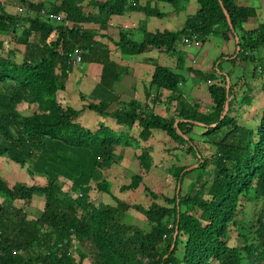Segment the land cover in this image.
<instances>
[{
	"label": "trees",
	"instance_id": "obj_1",
	"mask_svg": "<svg viewBox=\"0 0 264 264\" xmlns=\"http://www.w3.org/2000/svg\"><path fill=\"white\" fill-rule=\"evenodd\" d=\"M160 1L180 12L191 0ZM195 2L197 11L187 16L180 30L154 33L143 30L140 42L133 40L130 30H118L114 37L117 40L106 35L108 42L124 56L157 51L176 59L177 71L155 64L144 90V99L156 112L168 104L169 113V105L175 103L169 117L138 100H117L108 91L126 71L118 68L101 40L103 36L92 28L94 25L105 29L112 17L130 12L163 17L158 10L140 7L138 0L131 3L128 0H19L20 5L26 4L29 13L34 14L23 17L7 14L0 3V35L16 37L17 43L27 51L20 62L14 59L13 51L0 55V158L26 167L29 175H40L45 181L42 185L16 183L9 187L0 175V197L5 199L0 203V264H86L85 253L77 251V258L72 255L73 241L91 245L92 264H261L264 261V109L255 128L238 124L243 109L255 102L251 94L260 81L259 92L264 94V62L259 56L264 52V23L257 28L250 26L257 10L237 0ZM42 10L45 17L40 15ZM49 15L60 16L74 26L65 27L62 21ZM139 27L144 29V23ZM35 35L38 40L34 43ZM193 35L202 43L213 35L224 41H237L227 61L242 66L238 83L232 82L230 72L221 75L223 56L214 61L215 68L208 74L184 68L181 40ZM75 51L82 56V62L93 61L101 67L98 84L107 89L101 90L100 98L90 96L96 104L89 103L80 110L63 106L57 100L58 92L65 89V80L74 69L69 60ZM184 69L203 81V89L211 101L208 111L203 112L198 101L190 102V97L181 91ZM207 82L212 83L207 85ZM243 91L246 93L242 96ZM168 93L170 97L165 102L162 96ZM80 98L85 100L84 96ZM257 102L263 104L264 98ZM21 103L35 105V112L21 115L17 110ZM226 104L228 109L223 117ZM85 110L100 118L97 131L79 124ZM196 127L201 128L198 134L194 132ZM133 132L138 133L137 138L131 135ZM162 133L173 143L166 151L179 147L184 152L185 146L184 153L196 162V168L189 172L186 169L195 165L170 169L176 187L172 199L166 202L172 207L157 204L158 195L145 187L149 205L134 206L148 226L147 230H140L121 222L125 211L133 206L124 202H117L116 206H92L88 194L93 187L110 194L106 172L118 160L115 148L136 147L144 141L147 149L154 134ZM196 141L214 146L210 159L201 157ZM139 160L143 173L148 174L153 167L149 151H143ZM210 166V179L209 174L200 175ZM188 173L198 176L182 195L181 186ZM142 179L141 175L133 174L129 186H122L120 191L137 189ZM65 183L70 185L67 192L62 189ZM251 193L253 200L261 203L254 237L250 240L248 234H239L243 245L229 246L226 241L229 226L236 224V217L239 211L243 212L244 201ZM36 194L43 196V208L39 216L28 219L22 208L30 206Z\"/></svg>",
	"mask_w": 264,
	"mask_h": 264
},
{
	"label": "rangeland",
	"instance_id": "obj_2",
	"mask_svg": "<svg viewBox=\"0 0 264 264\" xmlns=\"http://www.w3.org/2000/svg\"><path fill=\"white\" fill-rule=\"evenodd\" d=\"M18 1L19 0H0V3L5 9V12L9 15L34 17L33 13H29L30 10L27 9L26 4L20 5ZM31 1L36 2V0H31ZM251 5L254 6L255 9L257 10V18L252 21V26L254 28H257L259 24L264 23V0H253V1L251 0ZM148 7L151 8V5L148 4ZM182 11L183 13H186L184 10ZM219 38L220 37L216 36L213 39L217 40ZM37 40H38V36L35 35L33 42L35 43ZM136 41L140 42L142 41V39L139 40L136 38ZM0 42H2L1 43L2 46L0 48V55L5 56L9 51H13L14 59L17 62H20L22 58L25 56L26 54L25 52H27L25 47L21 44H18L16 37H12V35H0ZM189 48H193V49H189ZM189 48L188 49L182 48L183 50L180 48V50L185 54L184 55L185 62L187 61V57L190 56L197 57L198 52H196L195 50L196 48L194 47H189ZM132 56L138 57L139 55H132ZM259 56H261V58L263 59L262 61L264 62V52H261ZM139 58L140 60H143L146 57L139 56ZM85 63L86 62H82L80 64V67L85 68ZM153 63L151 62V64ZM176 63L177 62L175 58L170 59L169 57L167 59V64L171 69L175 71H177ZM192 64H195V61H192ZM221 64H222L221 68L223 70H228L231 73L232 82L238 83L240 80L238 78L242 75L243 72L242 66L238 65L237 63L234 65L227 61H222ZM225 64H228V66H225ZM153 65H155V63ZM214 68L215 67L213 65H210L209 67L203 66L202 68L203 70L201 68L200 70L203 71L204 74H208L211 73V71ZM75 70L76 68H74V71ZM181 73L185 76V79L182 85L180 86L181 91L185 95H188L190 97V99H188L189 97L187 98L190 102L198 101L200 103V108L203 112L208 111L211 101L208 98L205 90L203 89L204 88L203 81H200L199 78L194 76L193 78L192 74H189L188 72L185 73V69ZM68 79L69 78L67 76L65 80V87L66 85L67 87H71L72 85L71 81H69L68 83ZM259 81L260 80L258 79V82ZM98 83L99 82L92 83L91 90H86L85 88V92L87 91V93L79 94V91H75L73 93L74 97H72L71 99L67 97L66 93H62L60 91L57 94V100L63 106L68 105V107H72L76 110H80L79 108L81 107L84 108L89 103L96 104L97 101L92 100L91 97L92 98H95L97 96L99 97V95L102 94L101 90L103 89L107 90L106 87L102 89V87H100ZM211 83L212 82H209L207 85ZM259 83H261V81ZM259 83L257 84L258 86H254L255 91L251 94L255 98V102H253L249 107H245V109H243V114L240 115V117L238 118L239 125H244L248 128H255L254 127L255 124H257V122L260 119L259 115L264 109V102L262 104L257 102V100L261 97L264 98V94L259 92L260 90ZM1 89L2 88L0 87V90ZM116 89L117 87L115 88L114 86H112L111 88H109L108 91L110 92L111 90L112 95L116 96L117 100L118 99L121 100V98H119L120 96L119 95L117 96L118 90ZM114 91L117 92L115 93ZM244 93H246V91H243L242 96L244 95ZM134 95L136 97H139L137 100L140 101L143 106L148 105L149 108L153 110L154 106L150 104L148 100H145L142 97L141 92L139 93V95L136 94ZM80 96H84L85 100H81ZM162 97H163L162 99H164V101L166 102L167 98L170 97V94L168 93L166 95H163ZM79 98L81 104H79ZM70 100H75V102L70 103L71 102ZM167 105L164 104L160 106L162 109L158 108L157 112H156V108H154V112L158 114H162L163 116L166 117L172 116L174 112L173 110L175 103L169 105L170 106L169 113L166 112ZM17 110L21 115L30 116L35 112L36 106L28 105L27 103H21L17 106ZM78 122L81 126L85 127L84 120L79 119ZM111 127L114 130L118 129L116 127H113L112 125ZM85 128L92 130L94 132L98 130L97 125H94V127L88 126V128L87 127ZM200 131L201 128L199 127H196L194 129V132L197 134ZM131 135L134 136L135 138L138 137L137 132H133L131 133ZM163 135L164 133L159 135L154 134L153 139H155V141H152L153 139H150L148 142L149 147L147 149L145 148L147 146L144 143V141H141L139 145L136 147L131 146L123 149L121 147L115 148L114 153L117 156L118 160L106 172L107 179L110 182V188H109L110 194L105 195L101 192H98L93 187V189L88 194L90 204L94 207H99L102 205L116 206L117 202H124L126 205L133 206L130 207L128 211L127 210L125 211L124 217L122 218L121 222L126 224L127 226H133L139 228L140 230H147L148 226L146 225L145 217L140 213H137L134 209V206L140 204L142 205L143 208H145L149 205L150 203L149 199L146 197L144 191L145 187L152 190L158 195V199L155 200L157 204L161 206H165L167 208H171L172 204L167 203L166 200L172 199L176 187V179L170 174V169L176 166L195 165L196 162L191 155L184 153L186 149L185 146L183 147L184 152L179 151L180 150L179 147L176 148L175 150L171 149V151L170 150L166 151V148L169 147L170 144L173 145V143L169 141L168 137L165 136L163 137ZM255 136L256 135L253 136L254 139ZM204 138H205L204 136L201 137V139ZM196 142L199 143L197 144V147L199 148L201 157L204 159H210L211 155L215 152L214 146L208 145L207 143H200V141H196ZM145 150L149 151L150 156L152 157V164H153V167L148 174L143 173L139 160L140 155ZM194 168H196V165L187 168L186 171L189 172ZM209 171H211V166L208 167L205 170V172H200L201 173L200 175L204 174L203 176H207L209 174L208 179H210L211 174L209 173ZM133 174H138L142 176L143 179L141 185L135 190L130 189L126 191H120V188L122 186L123 187L129 186ZM196 174L197 173H188L186 175L185 181L182 183L181 186L182 195H185L188 192L187 191L188 184L196 179V176H198V174L197 175ZM0 175L9 187H12L16 183H20L25 186H32L39 184L42 185L45 183V181L40 175L37 174L29 175L26 167H20L19 165L11 162L9 163L7 162L6 158H0ZM69 188L70 185L68 183H65L62 189L64 192H67ZM79 195L80 194H78V196ZM4 202L5 199L0 197V203H4ZM43 203H44L43 196L36 194L34 195L33 202L31 203L30 206L26 208L23 205H18V207L21 208L24 207L22 209H24L27 218L33 219L39 216V214L41 213L43 208ZM260 207H261V203L254 201L253 193H251L249 199L244 201L243 212H241L242 210L239 211V214L236 217V224L229 226L228 233L226 236V241L229 246L239 247L243 245V240L239 234H248L250 240L252 239V237H254L253 232L256 229L255 220L260 210ZM91 249L92 247L89 243H78L76 241H73L71 246V250H72L71 252L75 258H77L78 256L77 251H79L80 253H85L87 255V259L85 261L86 264H92ZM241 255L243 256L242 258H245V255L243 253H241ZM261 264H264V261H262Z\"/></svg>",
	"mask_w": 264,
	"mask_h": 264
},
{
	"label": "crops",
	"instance_id": "obj_3",
	"mask_svg": "<svg viewBox=\"0 0 264 264\" xmlns=\"http://www.w3.org/2000/svg\"><path fill=\"white\" fill-rule=\"evenodd\" d=\"M237 1L241 5L252 6L251 0ZM148 4L151 5V8L153 10H158L160 13H162L163 17H157L153 15L146 16L142 12H130L123 16L112 17L105 29H100L98 26L92 25V28L99 30V34L103 36L101 40L108 46L111 59H115L113 61L117 63L118 68L124 69L126 71L120 76L119 80L113 84L115 88L117 87V96H120V101L129 102L130 100H137L139 97H136L134 94L139 95L140 92L142 97L144 98V90L148 85L154 70L153 64L155 63L158 65L169 67V65L167 64V59L169 57L160 54L157 51L140 54L139 56L146 57L143 60H140L139 56H124L118 51L117 48H115L108 42V38L106 37V35H108L109 38L113 40H117L114 37L117 34L118 30H130L133 40L135 42H138L136 41V38L139 40L143 39V30L150 33H154L157 31L162 32L164 30L177 31L182 28L187 16L193 15L198 9V5L195 0H191L187 7L183 9L186 13H183L182 10L180 12H175L168 3L162 2L160 0H138V5L140 7H147ZM256 18L250 21V26H252V21ZM142 23H144V29L140 30L141 28L139 27V25H141ZM214 37H216V35L208 37L203 43L201 42V45L195 49L196 52H198V58L195 56L187 57L184 68L190 67L193 70L201 71L200 68L202 69L203 66L209 67L210 65H213L214 61L219 56H223L222 60H230L228 56L234 52V46L237 41L231 39L228 41H224L221 38L214 40ZM182 48L188 49V47L186 46H182ZM90 60L92 59L90 58ZM192 61H195V64H192ZM151 62L154 63L151 64ZM225 66H228V64H225ZM222 72L223 73H221V75H224L229 71L223 70ZM100 73L101 67L98 64L93 63V61L92 63H90L87 60L85 63V68H81L80 66H78V69L76 68L75 71L74 69L72 70V73H70L68 76V83L69 81H71L72 85L71 87H67L66 85L65 89L61 92L66 93L67 97L70 99L74 97L73 93L75 91H79V94L87 93V91L85 92V88L86 90H91L92 83L99 82ZM193 76L194 74H192V77ZM114 92L116 93L117 91ZM100 97H102V94L99 95V98ZM70 101V103L75 102V100ZM79 104H81L80 98ZM79 109H82V107ZM99 119L100 118H98L93 112L89 110H85L80 117V120H84V125L87 128L88 126L94 127V125H97L98 122L101 121Z\"/></svg>",
	"mask_w": 264,
	"mask_h": 264
},
{
	"label": "built area",
	"instance_id": "obj_4",
	"mask_svg": "<svg viewBox=\"0 0 264 264\" xmlns=\"http://www.w3.org/2000/svg\"><path fill=\"white\" fill-rule=\"evenodd\" d=\"M128 1L131 3L133 0H128ZM40 15L43 16V17H45L46 16V12L42 10L40 12ZM48 17H50L51 19L56 20L58 22H61L62 21L63 22V25L65 27L72 28L74 26L69 21H66V20L63 21L60 16L49 15ZM181 43H182L183 46H186L188 48L189 47L198 48L201 45V41L198 39V37L196 35H193L191 37H183L182 40H181ZM69 62H70V65L73 68H77L82 63V56L78 53V51H75V53H73L71 55Z\"/></svg>",
	"mask_w": 264,
	"mask_h": 264
},
{
	"label": "water",
	"instance_id": "obj_5",
	"mask_svg": "<svg viewBox=\"0 0 264 264\" xmlns=\"http://www.w3.org/2000/svg\"><path fill=\"white\" fill-rule=\"evenodd\" d=\"M225 16H226V20H227V22L229 23V18H228V16H227L226 14H225ZM227 109H228V104H226V106H225V111H224V113H223V117L225 116Z\"/></svg>",
	"mask_w": 264,
	"mask_h": 264
}]
</instances>
